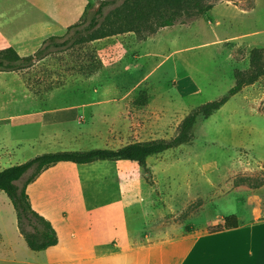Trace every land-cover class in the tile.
<instances>
[{
  "label": "rangeland",
  "instance_id": "374dc122",
  "mask_svg": "<svg viewBox=\"0 0 264 264\" xmlns=\"http://www.w3.org/2000/svg\"><path fill=\"white\" fill-rule=\"evenodd\" d=\"M101 1L91 0L78 30L62 35L59 41L69 40L65 46H50L32 66L13 74L14 78H0V83L19 89L12 98H0V133L5 138L9 133H32L22 130L14 115L24 97L36 102L34 108L74 105L77 109L57 138L49 141L50 147L36 145L26 160L0 143V170L60 151L59 147L118 148L135 141L171 138L188 113L219 99L235 85L234 72L239 69L226 64L216 45L206 44L219 37L215 19L209 18L210 23L208 17L193 10L178 15L173 25L155 34L147 33L146 23H142L141 35L129 32L85 42V27ZM110 1L104 14L123 0ZM232 1L245 7L253 4L252 0ZM140 36L145 37L141 40ZM244 103L237 95L209 117H198L188 144L149 156L145 166L129 160H104L87 165L64 163L43 171L44 177L36 183L37 176L35 183L28 184L29 200L34 210L53 223L59 245L30 249L24 233L32 232L33 226L42 230L41 223L35 217L19 219L11 199L0 190V264H92L83 258L84 252L105 255L111 247L106 241L104 207L115 199L126 208L132 237L140 230L142 237L149 233L165 237L231 213L234 206L228 199L221 202L215 194L207 202L203 195L226 186V161L239 156L252 160L255 154L264 157V145L256 142L251 131L257 124L264 126V117L242 108ZM263 182L264 170L234 180L251 187ZM55 184L81 192L57 191ZM260 201L257 217L264 218V199Z\"/></svg>",
  "mask_w": 264,
  "mask_h": 264
},
{
  "label": "crops",
  "instance_id": "0c3cea01",
  "mask_svg": "<svg viewBox=\"0 0 264 264\" xmlns=\"http://www.w3.org/2000/svg\"><path fill=\"white\" fill-rule=\"evenodd\" d=\"M90 2L91 0H0V49L12 47L21 56L32 55L46 39L62 36L69 26L78 23ZM252 3L251 7H245L232 0H222L205 14L210 23L212 19L216 20L215 29L219 32L217 39L206 44L216 45L221 57L233 69L246 70L250 64V51L254 48L264 49V7H259V4L264 6V0H252ZM13 74H16V71H0V78L9 79ZM18 92L19 89L13 88L8 82L0 83V98H12L13 93ZM237 95H241L245 102L242 108L264 117V75L258 81L244 86L232 97ZM23 101L22 105L17 104L21 107L14 115L19 122L18 126L32 133H9L8 138L0 133V143L8 144L14 153L26 160L36 145L45 144L46 148H49V141L57 138L59 130L77 109L74 105L34 108L36 102L32 98L24 97ZM251 131L256 135V142L264 145V126L257 124L251 127ZM250 144L253 151L255 142ZM59 148L60 151L82 150ZM253 158L249 160L239 156L234 161H226V175L223 174L226 186L203 195L207 202L212 200L215 194L221 202L228 199L234 206L231 213H221L207 220L201 227L193 226L189 231L183 229L180 233L168 234L165 237L155 238L154 233L142 237L141 230L137 236L132 237L126 208L120 199H115L104 207L108 236L106 241L111 247L104 251L105 255H97V252H94L92 256L84 252L82 257L90 259L92 264H99L98 261L101 260L106 262L100 264H264V218L257 217L258 208L262 206L260 200L264 199V182L256 187L234 183L237 177L257 176L264 170V157L255 154ZM64 163L78 165L59 162L48 169ZM46 171L45 173L48 172ZM43 175L41 173L35 182L37 183ZM29 187L30 185L27 186V193ZM53 188L57 191L69 189L72 194L81 192L58 184ZM57 194L61 199V193ZM209 198L212 199L208 200ZM231 214L237 216L238 227L218 232L208 230L209 221ZM59 244L58 237L56 245Z\"/></svg>",
  "mask_w": 264,
  "mask_h": 264
},
{
  "label": "trees",
  "instance_id": "16d2710c",
  "mask_svg": "<svg viewBox=\"0 0 264 264\" xmlns=\"http://www.w3.org/2000/svg\"><path fill=\"white\" fill-rule=\"evenodd\" d=\"M109 3H111L110 0L101 1L95 14L90 18L84 30L86 32L85 42L129 32H137V35H141L142 23H146L147 33L154 34L162 27L173 25L176 17L182 13H190L194 10L205 15L214 6L213 3H207V0H123L120 5L104 14V9ZM81 20L69 26L67 32L73 29L77 31L82 24ZM150 20H154L155 23L150 24ZM140 37L143 39L145 36ZM61 38L62 36L49 37L34 54L29 56H21L12 47L0 49V71L18 72L32 66L50 46L59 47L68 43V39L59 41ZM249 59L250 64L246 70H235V85L219 99L201 104L188 113L179 123L176 134L171 138L135 141L118 148L46 152L36 155L23 163L11 165L0 170V190L4 191L11 199L14 208L18 212L19 219L25 218L31 221L35 217L43 227L41 230L33 226L32 232L24 233L28 247L32 250L40 251L58 243V235L52 223L35 211L29 200L27 186L37 176L59 162H71L80 165L104 160H129L138 163L140 166H145L149 156L188 144L193 138L192 131L198 117H209L233 95L240 92L244 86L258 81L264 75V49H252ZM29 170L33 172L20 185L19 181ZM236 227H238V219L235 214L207 223V228L211 232ZM186 228L188 231L191 230L188 226Z\"/></svg>",
  "mask_w": 264,
  "mask_h": 264
},
{
  "label": "built area",
  "instance_id": "2783aa9c",
  "mask_svg": "<svg viewBox=\"0 0 264 264\" xmlns=\"http://www.w3.org/2000/svg\"><path fill=\"white\" fill-rule=\"evenodd\" d=\"M263 216H264V214H263Z\"/></svg>",
  "mask_w": 264,
  "mask_h": 264
}]
</instances>
